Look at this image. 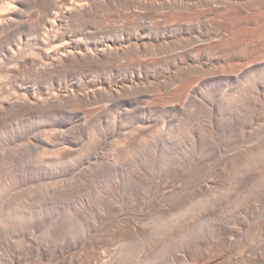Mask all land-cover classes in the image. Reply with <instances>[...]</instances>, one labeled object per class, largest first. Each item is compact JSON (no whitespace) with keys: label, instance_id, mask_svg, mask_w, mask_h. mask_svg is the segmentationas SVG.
Listing matches in <instances>:
<instances>
[{"label":"bare ground","instance_id":"bare-ground-1","mask_svg":"<svg viewBox=\"0 0 264 264\" xmlns=\"http://www.w3.org/2000/svg\"><path fill=\"white\" fill-rule=\"evenodd\" d=\"M123 97L134 98L145 117L134 123L137 111L118 107V100H127ZM59 114L74 118L82 131L94 119H104L99 125L106 136L120 130L121 138L113 139L107 152L115 165L129 162L124 176L115 179L123 183L109 179L93 190L107 211L113 206L104 197L121 194L120 200L129 199L131 206L141 193L136 188L147 190L138 197L142 202L156 183L155 188L159 182L192 184L190 192L167 195L154 219L142 224L141 213L139 221L118 213L103 233L87 241L83 233L93 227L75 217L78 210L65 230L66 217H58L64 218L62 225L51 219L46 229L53 237L63 230L64 248L80 247L72 264H264L259 245L264 241V0H0V130L18 131L25 123L41 128L36 120ZM44 128L32 144L39 148L34 157L45 175L53 166L65 171L68 163L76 166L79 161L72 160L85 153L84 145L102 136L100 130L90 131L85 144L75 142V134L68 138L56 128ZM220 131L239 138L246 133L250 147L238 153L237 146L230 162L208 171L204 165L202 170L195 163L168 162L166 151L151 149L154 138L164 134L168 144L186 146L184 153L189 147L188 155L199 147L197 141L208 144ZM5 154L0 165L8 162ZM137 156L141 164L132 161ZM1 167L0 264L5 257L8 264H26L30 236L25 227L31 216L19 205L23 188ZM112 233L119 237L117 247ZM35 252L36 264L57 255L51 242Z\"/></svg>","mask_w":264,"mask_h":264},{"label":"rangeland","instance_id":"rangeland-1","mask_svg":"<svg viewBox=\"0 0 264 264\" xmlns=\"http://www.w3.org/2000/svg\"><path fill=\"white\" fill-rule=\"evenodd\" d=\"M123 98H125V99H127V100H125V101H123L122 100V98L120 99V100H118V102L120 101V103H118L117 102V104H119L118 105V107H122V109H125L126 111L128 110V111H133V110H135V111H137L134 115H135V118H134V123H137V121H140L139 119H141L142 117L144 118L145 117V115H144V112L141 110V109H139L138 107H136V106H138L136 103H135V101H134V98H127V97H123ZM131 99H133V101H130ZM123 102V103H122ZM134 102V103H133ZM136 104V105H135ZM126 107V108H125ZM143 107V106H142ZM141 107V108H142ZM138 108V109H137ZM117 109V108H116ZM127 111V112H128ZM141 111V113L142 114H140L139 112ZM141 115H144V116H141ZM104 120V119H103ZM103 120H101L102 122H100L98 119H94L93 121H91V122H89V123H87V125H85V126H83L84 127V131L86 132H84V131H82V130H80L81 128H80V126H79V124H76V122H75V119L74 118H70L68 115H63V114H59V115H56V116H54V117H52L51 119H46V120H44V119H38V120H36V123L38 124V125H40L41 126V128H30V127H28V123L26 124L25 123V126L23 125L22 127H20V128H22V129H25L24 131L22 130H13V132L11 131L10 133H9V131H5V130H0V151L1 152H7V151H9L10 152V155H8L9 154V152H8V154H7V156H6V154H5V156H4V158H5V160L4 161H7V157L8 156H10V157H8V162H3L2 164L3 165H0V166H2L1 168H3V169H5V168H7L5 171H7V172H5L3 169H1V172H5V173H3V174H7V175H9V177H11V178H14V179H16L15 181L17 182H19V185H20V188H23L22 189V191L24 190V192L22 193V191L21 190H16V189H14L13 190V194L15 193H18L19 194V191H21V194H22V197H21V200H20V203H19V205H20V208L21 207H23L22 209L25 211V213L27 214V211H28V215H30L31 217H30V219L28 220V221H30L31 222V224H30V222H28L27 221V224L29 223L30 224V226L31 227H29V224L25 227V230H26V228L28 229L26 232H27V234L30 236V238L28 239V241L26 242V245H27V247H26V254H25V257H24V263H26V264H36L34 261L36 260V249H37V247L38 246H42L44 243H49V242H51V243H53L55 246H56V249H57V255L55 256V259L53 260V261H46V259H42V261H43V264H72V261L73 260H75L74 258H76L75 256H74V254L77 252V251H75V249H77V250H79V248L80 247H78V245H77V247L76 248H74V250H73V247H72V250H70V249H66V248H64V245H62V237H64V236H62V234H61V232L63 231H61L60 232V234H58V235H60V236H58L57 234H54V237H53V235H52V232L51 231H49V230H47L46 229V227L47 226H49L48 224H50L49 222L51 221V219H52V221H55V220H58V224H61L62 225V223L64 222V218L66 217L67 219H65L66 220V224L65 223H63V228L62 229H64V227L67 225V222H68V224H69V222H70V220L71 219H73V217H74V215L77 213V210L79 211L78 213H77V215H75V217H77V216H79L80 218H83L84 220H85V222H83V219L81 220L79 217H77L78 219H80L81 220V222L82 223H85V227L86 228H88L89 229V227L91 226V227H93V228H91L90 230V233H88V235H86L85 233H83V236H84V238H86V239H84L82 236H80V237H77V239L78 238H83L84 240H89V238H90V236H93V235H95V234H98V233H103L104 231H105V229L107 228V226H109L111 223H113V221L115 220L116 221V219L117 218H119L120 216H129V217H138V218H136V219H138V221L139 220H141L142 219V224H144L145 222H147L148 220H152V219H154V216L155 215H159L163 210H162V207H163V209H164V207H165V199H166V197H167V195H169V194H173V193H176V192H178V191H180V192H182V191H184V192H190V191H192V188H191V186H192V184H191V186H190V182L188 183V182H186L187 183V185L185 184V182L184 183H182V181H179V182H159L158 183V185L160 186V187H158V185H157V187L155 188V185L157 184H155L154 186H152V189L151 190H149V191H151V192H149L148 194L149 195H147L148 197H151L150 199L152 200V202H150L151 200L148 198V197H145V196H143L144 197V201H143V197L141 198V200H142V202L140 201V200H138V197L139 196H141V194L142 195H144L145 193H147L146 191L147 190H145V189H137L136 188V190H134L136 193H138V192H141V193H139L138 194V196H137V198L135 197V195H133V197H135L134 198V201H133V203L134 204H136V205H134V204H131V206H130V203H132L131 201H130V203H127V202H129V199H125V197H122L121 199L122 200H120V195L119 196H116V198H114V199H116L115 201H114V199H113V201H112V199H111V197H109L108 199H110L109 201H108V199L106 200V197H104L103 199H105V202L106 203H109V205H110V203H111V207H112V210L109 212V210L107 211V209H105L104 208V203L102 202V204H101V201H97L95 198L97 197V195H95L96 194V191L94 192L93 190L95 189H97L98 188V185H99V183H100V185H102V183H104V181H106V180H109V179H111L112 181L114 180L115 181V179H117V180H119V179H121L122 178V176H124L122 173H124L123 172V170L125 171V169L126 168H128V165H129V162H127V164L128 165H126L125 164V162L127 161H123L124 162V164H121V163H123V162H121V163H116V165H118V166H116L115 165V163L111 160L112 158H111V156H110V154L111 153H108L109 151H111V147H112V144L111 143H113L114 142V140L116 139V138H121V135H119L120 134V130H116L117 131V133L114 131V133H109V134H107V136H106V133H105V131H103V133L104 134H102V132H101V127L102 126H100L99 124H101L102 123V125H103ZM27 126V127H26ZM43 126V127H42ZM44 126L46 127V128H48V129H50L51 127L52 128H56V130H58V131H62L63 132V136L64 137H68L69 135L71 136L72 134H75V136H76V138H77V141H75L74 139V141L75 142H78L79 140H82L83 142H85V144H86V141H87V139H88V135H90L91 134V132L93 133V131L94 130H96L95 132H99L98 130H100V132H101V135L102 136H100L99 137V135H97L96 136V141L94 140V142H92L93 143V145L92 144H90L89 145V147H91V148H89L88 147V144L87 145H84V146H86V147H82L83 149H85L86 151H85V153L84 152H82L83 154H81V156L80 155H78V156H76L75 158H73V160L72 161H75V160H77L76 162H78V163H81V162H83V163H81V165L80 164H78L77 163V165L76 166H73V165H75L76 163L75 162H73L74 164H72V163H68V165L70 166V168H68V169H66V171H65V169H61L60 167H58V166H53V168L52 167H49L50 169H51V171L50 172H48L46 175H45V173H41L42 171L40 170V168H39V165H37L36 166V164H39L38 162H37V160L35 159V157L34 156H36V152H38V149L37 148H35L36 147V145L34 146V144L36 143L35 142V140H33L34 139V137L36 136L37 137V135H38V131L40 130V129H43L44 128ZM97 126H99V127H97ZM28 128L31 132L33 131L34 133H36V135H34V133L33 134H29L30 133V131H28L26 128ZM98 128V129H96V128ZM20 128H18V129H20ZM103 128V127H102ZM39 129V130H38ZM45 129V128H44ZM92 129V130H91ZM78 130H80V132L78 131ZM108 130V129H107ZM2 131H4V132H2ZM29 132V133H26V132ZM82 131V132H81ZM91 131V132H90ZM23 132V133H22ZM78 132V133H77ZM84 132V133H83ZM99 132V133H100ZM221 132V131H220ZM218 133V134H221L220 136L217 134V136H215L214 138H213V140L211 139V140H209V141H211V144H210V142L208 141V144H207V142H206V140L205 139H201V140H203V141H197L196 143H195V147H197V146H199V147H197L195 150L197 151H195L194 150V152H192L191 154H188V155H186V153H190V150L188 151V149H189V147L187 148V150H186V152L184 153V151L183 150H185L186 148V146L185 147H183V146H181L180 144V147H183V148H178L179 147V145H178V147H176V146H174V143L175 142H172L171 141V143L170 144H168L170 141H168L167 139H166V137H164V134H162L161 136H162V138H154V140L153 141H155V142H151L150 144H151V149H153V148H155V149H158V150H162V152L163 151H166V152H163L164 154H165V156H167V158L165 159L166 161H168V162H171L172 161V159H173V161L176 163H178V161H180V163L182 162V163H184V164H182V165H185V167H188V166H186V164H188L189 166H194V163H195V165H197L198 164V166H200V168L202 169L204 166L206 167H204L205 168V170H203V171H208V170H210V169H212L213 167H216L215 166V164H217V166H218V163H220L221 165L222 164H226V163H228V161L227 160H229V156L231 155V158H233L232 157V155H235L237 152H236V150H239V148H240V150L238 151V153L239 152H243V151H241V150H244L245 151V149L247 150L248 149V147H250V145H249V141H248V137H249V135L247 136V134L245 133L244 135H243V138L241 137V138H239V136H236V134H231V132H225L224 131V133L223 132H221V133ZM3 133V134H2ZM81 133V134H80ZM90 133V134H89ZM7 134V135H6ZM9 134V135H8ZM78 134H80V135H78ZM83 134V135H82ZM87 134V135H86ZM15 135V136H14ZM32 135H34V136H32ZM112 135V136H111ZM81 138H80V137ZM109 136V137H108ZM114 136V137H113ZM244 136H245V138H246V140L247 141H245V139H244ZM247 136V137H246ZM33 137V138H32ZM79 137V138H78ZM83 137V138H82ZM86 137V138H85ZM102 137V138H101ZM219 137V138H218ZM235 137V138H234ZM237 137V138H236ZM13 138V139H12ZM69 138V137H68ZM98 138V139H97ZM164 138V139H163ZM238 138L239 139H242V140H238ZM248 138V139H247ZM79 139V140H78ZM114 139V140H113ZM217 139V140H216ZM236 139H237V141H236ZM244 139V140H243ZM4 140V141H3ZM34 141V144H32L33 143V141ZM99 140V141H98ZM117 140V139H116ZM205 140V141H204ZM14 141V142H13ZM168 141V142H167ZM215 141V142H214ZM239 141V142H238ZM96 142L97 143H99V144H96ZM200 142H201V144H200ZM245 142V143H244ZM246 142H247V145H246ZM2 143V144H1ZM10 143V144H9ZM163 143V144H162ZM197 143H199V144H197ZM204 143V144H203ZM173 146H172V145ZM92 145V146H91ZM97 145H99V146H97ZM175 145H177L176 143H175ZM205 147H204V146ZM245 145H246V147H245ZM2 146V147H1ZM150 146V145H149ZM148 146V147H149ZM200 146H201V148H200ZM239 148H238V147ZM248 146V147H247ZM158 147V148H157ZM175 149H174V148ZM238 148V149H235V148ZM243 147H245L244 149H242ZM7 150H6V149ZM11 148V149H10ZM109 148H110V150H109ZM160 148V149H159ZM2 149H3V151H2ZM4 149H5V151H4ZM10 149V150H9ZM83 149H81L82 151H84ZM198 149V150H197ZM201 149V150H200ZM36 150V151H35ZM109 150V151H108ZM172 152H171V151ZM176 150V151H175ZM178 150H179V152H178ZM180 150H182V151H180ZM41 151V150H40ZM108 151V152H107ZM175 151V152H174ZM235 151V153H232V152H234ZM148 152H150L151 153V151L150 150H148L147 151V153ZM181 152V153H180ZM182 152H183V154H182ZM200 152V153H199ZM35 153V154H34ZM175 153V154H174ZM196 153V154H195ZM232 153V154H231ZM1 155H4V154H2V153H0ZM106 154V155H105ZM166 154H169L170 155V157L168 156V155H166ZM180 154V155H179ZM0 155V156H1ZM109 155V156H108ZM174 157H173V156ZM177 155V156H176ZM182 155H184V156H182ZM186 155V156H185ZM193 155V156H192ZM80 156V159L78 160L77 159V157H79ZM106 156V157H105ZM84 157V158H83ZM182 157V158H181ZM187 159H186V158ZM189 157H191V158H189ZM193 157V158H192ZM107 158V159H106ZM135 158V157H134ZM133 157H132V161H135V160H139L138 158H139V156H137L136 157V159H134ZM169 158H171L170 160H168ZM177 158V159H176ZM230 158V159H231ZM75 159V160H74ZM110 159V161H108ZM134 159V160H133ZM183 159V160H182ZM102 160V161H101ZM107 160V161H106ZM131 160V158H129L128 159V161H130ZM177 160V161H176ZM232 160V159H231ZM37 163H36V162ZM85 161V162H84ZM105 161V162H104ZM131 161V162H132ZM139 161H143V160H139ZM139 161H135V162H138V163H140ZM172 161V162H173ZM186 161V162H185ZM224 161H225V163H224ZM110 162V163H109ZM130 162V163H131ZM135 162H133V163H135ZM171 162V163H172ZM221 162H223V163H221ZM229 162H230V160H229ZM10 164V165H8V164ZM106 163V164H105ZM114 163V164H113ZM186 163V164H185ZM6 164V165H5ZM141 164V163H140ZM191 164V165H190ZM193 164V165H192ZM219 164V165H220ZM8 165V166H7ZM33 165H34V167H33ZM112 165V166H111ZM114 165V166H113ZM204 165V166H203ZM4 166V167H3ZM6 166V167H5ZM111 166V167H110ZM127 166V167H126ZM202 166V167H201ZM71 167H73V168H71ZM124 167V168H123ZM39 168V169H38ZM56 168V169H55ZM58 168V169H57ZM36 169H38L39 171L37 172V170ZM71 169V172L70 171H68V170H70ZM74 169V170H73ZM3 170V171H2ZM41 171V172H40ZM66 172V173H65ZM71 173V174H70ZM2 174V175H3ZM6 175V176H7ZM4 176V175H3ZM121 177V178H120ZM8 178V177H7ZM0 181H2L1 179H0ZM5 181V178L3 179V181L2 182H0V183H3ZM21 181V182H20ZM93 181V182H92ZM114 181H113V183H114ZM57 182H58V185H57ZM119 182V181H115V184H117V183ZM122 180H120V182L118 183L119 184V186H121L122 185ZM120 183H121V185H120ZM160 183H161V185H160ZM165 183V184H164ZM180 183V184H179ZM56 184V185H55ZM60 184H62L63 185V188L62 187H60L61 185ZM65 184H67V185H65ZM92 184V185H91ZM95 184V185H94ZM151 183H149V185H150ZM177 184V185H176ZM40 185V186H39ZM45 185V186H44ZM49 185V186H48ZM55 185V186H54ZM68 185L69 186H71V188L69 187V188H67L68 187ZM99 185V186H100ZM165 185V186H164ZM189 185V186H188ZM22 186V187H21ZM96 188H95V187ZM163 188H162V187ZM56 187V188H55ZM59 187V188H58ZM153 187H154V189L156 190H154L153 189ZM172 187V188H171ZM29 188V189H28ZM41 188V189H40ZM50 188V189H49ZM66 188V189H65ZM157 188H158V190H157ZM174 188V189H173ZM34 189V190H33ZM48 189V190H47ZM58 189V190H57ZM61 190V192H60V190ZM172 189V190H171ZM27 190V191H26ZM44 190V191H43ZM46 190H47V192H46ZM53 192H52V191ZM170 192H169V191ZM178 190V191H177ZM15 191V192H14ZM153 191V192H152ZM176 191V192H175ZM26 192V193H25ZM28 192V193H27ZM33 192V193H32ZM40 192V193H39ZM42 192V193H41ZM45 192V193H44ZM73 192V194L74 195H72V194H70V193H72ZM94 192V193H93ZM134 192V193H135ZM155 192V193H154ZM157 192V193H156ZM162 192V193H161ZM31 193V194H30ZM60 193V194H59ZM64 193V194H63ZM78 193V194H77ZM144 193V194H143ZM153 193H154V196H153ZM166 193V194H165ZM27 194V195H26ZM29 194V195H28ZM66 194H67V196H66ZM70 196H69V195ZM158 194V195H157ZM162 194V195H161ZM164 194V195H163ZM20 195V194H19ZM35 195V196H34ZM49 195V196H48ZM56 195V196H55ZM58 195V196H57ZM60 195H61V197H60ZM64 197H63V196ZM150 195H152L154 198H152V196H150ZM21 196V195H20ZM122 196V195H121ZM157 196V197H156ZM28 197V198H27ZM60 197V198H59ZM81 199H80V198ZM133 197H132V200H133ZM161 197V198H160ZM20 198V197H19ZM23 198V199H22ZM26 198V199H25ZM64 198V199H63ZM94 198V199H93ZM140 198V197H139ZM137 199V200H136ZM146 199H148V200H146ZM157 199V200H156ZM23 200V201H22ZM118 200V201H117ZM127 200V201H126ZM150 200V201H149ZM153 200H155L154 201V205H152L153 206V210L152 209H150V207L152 208V206H150L149 205V203L150 204H153ZM160 200V201H159ZM108 201V202H107ZM122 201V203H120ZM125 201V202H124ZM140 201V202H139ZM145 201H146V203H145ZM22 202V203H21ZM24 202V203H23ZM95 202V203H94ZM98 202H100L99 204H98ZM138 204H137V203ZM147 202H148V204H147ZM158 202V203H157ZM1 203V202H0ZM97 203V204H96ZM116 204V206H115V204ZM139 203H142L143 204V206L145 205H149L148 207H146L147 208V210H146V208H144L143 206H142V204H140V206H142L143 208H142V210L139 208L140 206H138L139 205ZM118 204V205H117ZM158 204V205H157ZM164 204V206H162ZM99 205V206H98ZM122 205V206H121ZM74 207H75V209H76V211H75V209H74ZM77 207V208H76ZM103 207V208H102ZM115 207V208H114ZM154 207H156V208H154ZM161 207V208H160ZM93 208V209H92ZM150 210H149V209ZM74 209V210H73ZM80 209V210H79ZM98 209V211H96ZM99 209H101V211L99 210ZM144 209V210H143ZM160 209V210H159ZM23 210H21V212L23 213L24 211ZM64 210V211H63ZM93 210V211H92ZM104 210H105V212H104ZM138 210V211H137ZM65 211H67V212H65ZM73 211H74V213H73ZM84 211V212H83ZM86 211V212H85ZM90 211V212H89ZM96 211V212H95ZM120 211V212H119ZM130 211V212H129ZM135 211V212H134ZM140 211H142V212H140ZM68 212H69V214L70 213H72L71 215H69L68 217H67V214H68ZM88 212V213H87ZM93 212V213H92ZM96 214H95V213ZM100 212V213H99ZM103 214H102V213ZM137 212V213H136ZM144 212V213H143ZM145 212H148L147 214H145ZM24 213V214H25ZM31 213V214H30ZM63 213V214H62ZM65 213H66V215H65ZM80 213V214H79ZM98 213V214H97ZM107 213V214H106ZM116 213H117V215H118V217H117V215H116ZM120 214V216H119V214ZM125 213V214H124ZM133 213V214H132ZM141 213V215H142V218L140 219V217H141V215H139ZM32 214H33V218H32ZM85 214V215H84ZM91 214H93V215H91ZM102 214V215H101ZM113 214V215H112ZM135 214V215H134ZM144 214V215H143ZM65 215V216H64ZM73 215V216H72ZM87 215V216H86ZM90 215V216H89ZM99 215V216H98ZM101 215V216H100ZM138 215V216H137ZM64 217V218H62L63 220H61L60 218L61 217ZM70 216H72V218L70 217ZM93 216V217H92ZM106 216V217H105ZM114 216V217H113ZM150 216H151V218H150ZM58 217H60L59 219H58ZM71 219H70V218ZM74 217V218H75ZM89 217H92V218H89ZM96 217V218H95ZM102 217V218H101ZM105 217V218H104ZM110 217V218H109ZM155 217H157V216H155ZM70 220H69V219ZM86 218V219H85ZM98 218V219H97ZM32 219V220H31ZM34 219H36L35 221H33ZM94 219V220H93ZM100 219V220H99ZM107 219V220H106ZM68 220V221H67ZM86 220H88V223H90V224H92V225H94V226H92V225H90V224H88L87 222H86ZM109 220H111V221H109ZM113 220V221H112ZM49 221V222H48ZM61 221V222H60ZM93 221L95 222V223H93ZM34 222V224H32ZM56 222V221H55ZM60 222V223H59ZM101 223L100 225H99V223ZM108 222V223H107ZM111 222V223H110ZM97 223V224H96ZM104 223V224H103ZM37 224V225H36ZM107 226H106V225ZM32 225H33V227H32ZM65 225V226H64ZM89 227H88V226ZM102 225H104V226H102ZM68 226V225H67ZM97 226V227H96ZM105 226H106V228H105ZM30 229H29V228ZM62 227V226H61ZM99 227V228H98ZM66 228V227H65ZM96 228V229H95ZM100 229V230H99ZM65 230V229H64ZM99 230V231H98ZM94 231V232H93ZM56 235V236H55ZM63 235H67V234H63ZM114 234L112 233V237L113 238H115V239H113L112 240V245L114 246L115 244H118V240H117V238H119V237H117V234H115L114 236H113ZM85 236H87V237H85ZM70 238V235L69 236H67V239H69ZM74 239H76V238H74ZM76 239V240H77ZM81 241H83L82 239H81ZM77 242L79 243L80 242V239L79 240H77ZM114 243V244H113ZM260 246H261V248L262 249H264V241H262V242H260V244H259ZM114 247H117V245H115ZM114 247H112V248H114ZM261 248H258V250L259 249H261ZM102 250V249H101ZM104 250V249H103ZM102 250V251H103ZM75 251V252H74ZM101 251V253H103ZM103 255L104 256H107L106 255V253H103ZM4 260H5V264H8V258H4ZM76 261V260H75ZM73 262V264H75L76 262Z\"/></svg>","mask_w":264,"mask_h":264}]
</instances>
